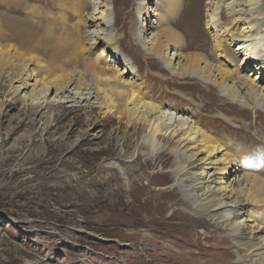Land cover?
<instances>
[{
    "label": "rangeland",
    "instance_id": "rangeland-1",
    "mask_svg": "<svg viewBox=\"0 0 264 264\" xmlns=\"http://www.w3.org/2000/svg\"><path fill=\"white\" fill-rule=\"evenodd\" d=\"M86 1L89 6L83 7L85 0H0V15L30 21L35 42L52 39L44 46L47 51L26 42L41 59L62 40L68 56L79 38L81 48L74 46L64 67L67 73L75 69L74 78L87 85L83 90L71 85L60 94L37 85L31 93V88L20 87L24 72L30 74L33 68L43 76L46 68L42 73L33 62H24L25 66L18 63L0 69V264H239V248L182 200L186 197L172 183L175 164L170 152L157 153L161 145L150 139L143 125L130 126L107 111L83 61L94 62L101 53L96 66L115 70L125 83L138 86L147 99L163 105L161 112L171 122L180 120L184 127L195 120L211 123L210 132L222 142L230 141L234 150L246 136L263 137L264 113L253 114L242 101L264 106V99L257 104L242 83L238 87L225 81L221 86L213 77L215 86L192 72L180 75L184 60L175 59L178 54L207 56L213 65L222 64L218 58L210 60L209 30L203 25V11H191L194 0ZM246 1L233 0L234 16L249 20L252 15L257 30L264 31V0H256L252 11ZM117 18L122 20L118 25L114 24ZM144 18L147 30L141 26ZM197 18L202 20L199 29L193 24ZM2 21L0 16V44L17 48ZM166 27L179 40L165 51L172 70L163 68L166 62L161 60L160 65L159 56L149 50L152 36ZM227 44L229 67L238 69L242 55L237 45ZM18 67H23L19 74ZM249 72L251 80L256 70L241 74ZM255 77L254 83L264 87V72ZM233 85L239 88L235 101L225 97V88ZM147 113L157 120L159 114ZM214 121L225 124L221 127ZM254 147L264 148V142ZM260 156L259 162L250 156L252 167L244 170L264 179V167L259 165L264 162V149ZM242 175H223L221 181H232L230 188L239 191L246 186ZM133 188L140 191L139 197ZM165 190L174 194L171 207L161 214L140 212L147 196L162 201Z\"/></svg>",
    "mask_w": 264,
    "mask_h": 264
},
{
    "label": "bare ground",
    "instance_id": "bare-ground-1",
    "mask_svg": "<svg viewBox=\"0 0 264 264\" xmlns=\"http://www.w3.org/2000/svg\"><path fill=\"white\" fill-rule=\"evenodd\" d=\"M255 1H246L250 11L256 8L257 4ZM82 4L83 7L89 6V2L86 0ZM192 6H194L191 9L192 12L196 11L199 13L201 10L203 11V25L209 30L210 48L208 52L212 54L210 60L218 58L222 64L213 65L211 61L208 62L206 60L208 59L207 56H198L196 54L184 56L178 54V56H175V59L178 57L179 59L182 58V61L184 60V65L176 63L180 66V75L192 72L196 77H202L204 82L209 80L215 86L217 84L214 80H211L213 77L218 80L221 86L225 85V81H231V83H235L238 87L242 83L247 87V96L252 97L256 100L257 104H260V99H264V87H258L254 81L257 79L255 76H260L264 72V31L257 30L258 28L254 23V19L252 20L251 18L252 15L249 20L248 18L245 20L240 14L234 16L235 13L232 10L234 8L233 0L232 2H229V0H194ZM0 16L3 19L2 28L10 32L9 36L14 37L19 44L17 48L9 44H0V69L18 63L24 64V62H33L34 68L37 71L41 70L40 72L42 73V70L46 68V75L43 76L41 73L38 75L33 72V68L30 70V74L27 71L24 72L25 76L19 82L23 90L24 88H31L30 91L32 93L38 85L42 88V91L55 90L60 94L67 91L71 85H73V89L78 90L87 88V85L83 81V83L80 82V77L79 79H75L77 76L74 78L72 75L75 69L72 73L65 72V62L69 64V61H71L70 52H74V46L81 48L79 38H76V42L74 41L71 44L72 50H68V56L64 55L68 47L63 45L64 40H62V42H56L55 46L51 45L49 48L54 47V50L52 49L53 52L46 54V59L45 57L41 59L31 51V48H28L26 42H34L35 48L45 51L44 46L49 44L52 39L45 40L46 42L43 43H37L35 42L36 39L32 36L34 33L33 29H31L30 21L27 19L19 20L4 14ZM144 20L146 22L145 18ZM120 21L122 20L117 18L114 20V24L118 25L117 22ZM201 23V18L195 20L193 22L194 28L199 29ZM141 26L146 28V30L148 29L147 22L145 24L142 23ZM233 33H238V36L235 37ZM178 41V36L167 27L152 36L151 49L149 50L152 55L159 56L156 61H160V65H162L161 60L166 62L165 67L162 65L163 68L172 70L171 62L166 57L165 51L170 45L176 46ZM146 43L148 42L144 41V44ZM227 43L237 45L236 51L242 55L240 57L241 64L238 66V69L236 67V69L231 70L232 68L229 67L231 63H228L229 59H226L229 57V55L226 56L228 52ZM72 56L76 57V55ZM102 56L101 53L96 55L93 59L94 62H97L99 58L102 59ZM223 58L226 60H223ZM103 61L102 64H104ZM83 62L87 68L86 70H88L87 72L91 73L96 92L98 95L104 96V106L107 108V111L111 112L112 116L114 114L119 120L124 119L125 123L130 126L143 125V129L147 131L150 139L154 140L158 147L161 145L157 153L167 154L166 150L170 152L175 164V169L172 171V183L179 188L180 196L186 197H182L184 199H181L191 205L196 212L200 211L203 214L202 216L207 218V222L212 224L213 228L220 229L223 234H226L229 241H232L234 246L239 248L236 258L237 263L264 264V179L262 177L260 178L263 180L254 178L251 173L244 170L246 168L249 169L248 166H251L249 162L250 156H256L257 162H259L258 156L261 158L260 154L264 148L254 147V145L264 142V127H262L261 132L263 134L262 138H259L260 136L258 137L256 133L252 137L246 136V140H243L244 144L242 142V145L234 150V148L230 147L232 146L230 141L226 143L222 142L210 132L213 129L211 123L207 124L195 120L193 123H190L191 125L188 124L184 127L183 122L180 120L172 119L171 122V117L161 112L163 105L155 104L153 103L154 101L147 99L145 93H141L138 86H134V84L129 82L125 83L121 79V75L115 70H104V68L96 66L93 61ZM83 62L81 63L83 64ZM68 67L70 68L71 66L69 65ZM22 68H16V72L18 74L21 73L23 71ZM240 68L241 70H239ZM71 69L73 68L71 67ZM248 69H254L257 73L251 80L250 76L252 74L250 72L247 76L243 73L241 74L242 71L245 72ZM199 70H201L200 73H198ZM75 73L77 74V72ZM90 73L88 74L90 75ZM207 84L204 86L210 87ZM238 89L234 85L232 88H225V97L233 101L237 100L239 95ZM247 100L244 99L242 102L246 108L248 107L253 111V114L264 113L263 105L260 104V106L254 103L255 105L253 106ZM234 103L238 106L237 102ZM148 111L151 112V116L159 114L157 120L149 119L147 115ZM175 111L176 114L180 113L179 109ZM219 121H214V123L222 127L225 123ZM211 156L213 157L210 158ZM263 163V161L259 163L261 168L264 167ZM143 167L141 166V168ZM209 170H213V173L209 172ZM240 172L243 173L242 182H246V186L240 188L239 191H234V188H230L233 183L232 181L231 184L221 181L223 175L232 176ZM217 174L221 177L217 176ZM251 181H253L252 184ZM133 190L136 192L137 197H139L140 191L137 188H133ZM145 190H143L142 195ZM173 195L172 191L165 190V192L161 193L162 201H160L156 196L150 194L140 203L143 205L140 206L139 210L140 212L154 210L155 213L161 214L164 211L162 210L163 208L171 207L169 205L172 203L170 197Z\"/></svg>",
    "mask_w": 264,
    "mask_h": 264
}]
</instances>
